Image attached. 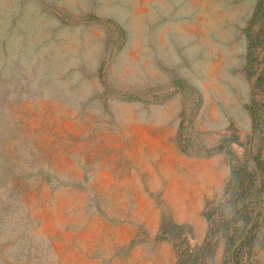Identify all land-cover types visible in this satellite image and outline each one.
<instances>
[{
    "label": "rangeland",
    "instance_id": "rangeland-1",
    "mask_svg": "<svg viewBox=\"0 0 264 264\" xmlns=\"http://www.w3.org/2000/svg\"><path fill=\"white\" fill-rule=\"evenodd\" d=\"M260 77L264 0H0V264H177Z\"/></svg>",
    "mask_w": 264,
    "mask_h": 264
},
{
    "label": "trees",
    "instance_id": "trees-1",
    "mask_svg": "<svg viewBox=\"0 0 264 264\" xmlns=\"http://www.w3.org/2000/svg\"><path fill=\"white\" fill-rule=\"evenodd\" d=\"M250 107L254 134L264 124V84L256 83ZM260 97L261 99H258ZM263 145L250 150L255 167L248 159L233 156L231 174L220 194L208 201L204 217L207 231L201 244L193 245V226L178 224L165 216L159 238L171 241L177 251V264H208L221 242L224 245L222 264H259L257 256L264 250V160ZM233 155L232 151L229 150Z\"/></svg>",
    "mask_w": 264,
    "mask_h": 264
}]
</instances>
